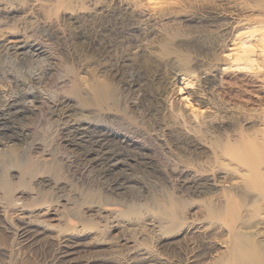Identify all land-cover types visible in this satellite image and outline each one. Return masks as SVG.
I'll use <instances>...</instances> for the list:
<instances>
[{
	"label": "rangeland",
	"instance_id": "1",
	"mask_svg": "<svg viewBox=\"0 0 264 264\" xmlns=\"http://www.w3.org/2000/svg\"><path fill=\"white\" fill-rule=\"evenodd\" d=\"M164 1L156 21L130 0H0V104L32 101L0 134V264H222L243 234L264 256V180L228 154L264 142V76L229 64L264 0ZM96 87L115 95L100 110ZM93 116L82 144L101 125L125 154L118 194L67 140Z\"/></svg>",
	"mask_w": 264,
	"mask_h": 264
},
{
	"label": "bare ground",
	"instance_id": "2",
	"mask_svg": "<svg viewBox=\"0 0 264 264\" xmlns=\"http://www.w3.org/2000/svg\"><path fill=\"white\" fill-rule=\"evenodd\" d=\"M130 1L135 3V5L137 2H139V5H141L140 9L144 10L150 17L152 16L151 18L154 17L155 19H157L156 21H158V18H161V17H166L169 19V13H168L169 10L167 12V9L169 8V2L168 1H164V0H130ZM133 3H131V4H133ZM161 21H163V19ZM237 21H239V19ZM164 24H162V25H164ZM250 28L251 29L249 30V32H245L246 34L248 33L247 36L243 39V41L241 40L242 41V46H240L241 48L237 49L236 53L233 56H231L232 60H229L231 62L229 64H231L230 65L231 68L235 64V67L237 66L238 68L240 67V69L250 70L249 72H251L254 75V77L257 81V77L260 79L261 77L264 76V17L259 16V18H256L254 23L251 25ZM240 36H241V34H240ZM242 37H244V36H242ZM31 48L32 49L26 50V47L24 45H17V46H15L14 50L12 49L13 50L12 52L15 54L16 57L18 55V57H20L21 59H30V60L32 59L31 57H36V58L39 56L41 57V55L43 53H45L44 52L45 48L43 47L44 48L43 49L39 45H35L34 47L31 46ZM222 52H224V51H222ZM223 58L225 59V57H223ZM34 60H37V59H34ZM39 61H41V59ZM225 61H227V60H225ZM9 64L10 63H8V65ZM226 68L224 70H226ZM240 69H238V70H240ZM8 71H9V69H8ZM13 74L14 73H12V75ZM15 75H17V74H15ZM250 77H251V75H250ZM250 83H251V81H250ZM207 87H208V85H207ZM259 89H260V87H259ZM257 90H258V88H257ZM26 92H24V93L29 94V92L27 90H26ZM94 92H95V95L97 96L96 105L99 108L98 110H100V108L102 109V108L106 107L107 104L109 103V101L115 97V95L112 91L105 89L103 87H96L94 89ZM25 96L22 97V96L18 95V96H15L13 99L6 101L7 103L4 101L6 104H3V105L0 104L1 105L0 106V134L2 133V135L3 134L8 135L10 132H14V127L12 126L13 125L12 124L13 119L23 115L24 112H26V110L28 108H30V106H32V101L28 100V97L26 98ZM34 106H33V108H34ZM62 106H64V105L62 104ZM59 111H61V110H59ZM95 112H96V110H95ZM95 112H94V114H95ZM260 113L262 114V112H260ZM262 115H264V113ZM258 116H257V118H258ZM93 117H95V118H92V120H90V121H86L85 123H79L77 126H74V127L71 126L74 129L69 128L70 131L67 130L69 132V134H67V135L68 136L70 135V138H67V140L70 143H73V145L77 146V148L80 147L78 149L80 152L79 154L82 156V159H81L82 161H85V162L89 161V163L92 162L94 166L99 167L100 174L102 175V177L104 179L107 180V188H106L107 191H109V192L111 191L112 194L113 193L118 194L119 191L125 187V184L128 181V177H126L127 175L124 176L122 174H117L118 172L116 173V168L114 166L115 165L114 160L117 159L118 157H121L120 155L125 156V154L122 153L120 150L118 151L117 149H113L112 147H109V140L106 137L107 133L104 130L99 128L101 125L99 127H96L97 126L96 125L95 127L92 128V132L97 136L94 135L95 138H92L90 142L88 141L89 145H87V146L85 145L86 147L85 146L83 147L82 141H84V140H82V139L84 138V133L80 132L79 130L80 129H87V127H89V125H88L89 122L93 123V122L98 121V120H96V119H98L96 116H93ZM261 117H263V116H261ZM254 121H255V119H254ZM100 123L101 122H99V124ZM81 127H83V128H81ZM263 130H264V128H263ZM88 132H90V130ZM261 132H262V130H261ZM256 133H259V132H256ZM262 134L264 136V132ZM260 135H261V133H260ZM257 136H259V135H257ZM263 136L261 135V140L264 139ZM259 137H257L258 140L254 139V142L260 141ZM256 143L257 142H255L254 145H251V146H246V149L243 151L237 152L235 150H232L233 152H228V154L232 157H241L242 160L245 161L247 164H251V167L249 168V172L251 175H253V177L256 178V181H257L256 184L260 185L261 183H263L262 180H264V169H262L264 167V165H263V167L261 165L262 162L264 161V142H261L258 144H256ZM73 148H75V147H73ZM74 155H75V153H74ZM126 156H128V155H126ZM115 173L117 175H115ZM196 180H197V178L194 180V182L197 183ZM251 185L254 186L255 183H253ZM257 190L259 191V189H257ZM257 190H256V192H258ZM260 191H259V194L260 193L262 194V190H260ZM254 192H255V190H254ZM259 194H257L258 197H259ZM258 199L259 198H257L256 200H258ZM253 200L257 203L255 198L252 199V201ZM254 201L252 203H255ZM255 204H253V205L249 204V206H247L245 204V206H247V210L251 207L250 205L254 206V208L252 207L253 209L258 208L255 206ZM0 207H2L1 201H0ZM243 208H245V207H243ZM244 210H246V209H244ZM176 213H177V211L175 212L171 208H169V212L164 211V214H166L169 217V223H175L178 220ZM262 220L264 221V218ZM263 224H264V222H263ZM235 241L238 242V246L237 247L235 246L231 250L230 255L228 256V259L226 261H223L222 264H264V256L260 253L257 242L252 237H248L244 234L238 235ZM225 246H228V245H225Z\"/></svg>",
	"mask_w": 264,
	"mask_h": 264
}]
</instances>
